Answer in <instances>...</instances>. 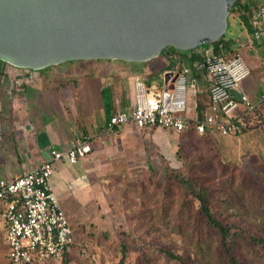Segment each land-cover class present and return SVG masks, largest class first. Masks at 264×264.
I'll return each instance as SVG.
<instances>
[{
  "label": "rangeland",
  "instance_id": "obj_1",
  "mask_svg": "<svg viewBox=\"0 0 264 264\" xmlns=\"http://www.w3.org/2000/svg\"><path fill=\"white\" fill-rule=\"evenodd\" d=\"M234 13L227 36L238 33ZM256 21L264 25L258 11ZM119 61L122 66L129 62ZM129 63L134 72L141 65ZM157 69L147 82L151 78L162 84L164 76ZM2 73L9 84L16 81L8 71ZM244 123L243 132L229 135L218 130L200 135L193 127L143 129L135 143L127 144L126 161L110 179L99 219L87 222L65 256L45 264H181L165 250L185 256L187 264H231L219 249L218 233L200 211V201L181 177L206 187L218 219L264 237V105L244 115ZM8 250L0 219V264H10ZM237 255L244 264H264L254 244L245 243Z\"/></svg>",
  "mask_w": 264,
  "mask_h": 264
},
{
  "label": "crops",
  "instance_id": "obj_2",
  "mask_svg": "<svg viewBox=\"0 0 264 264\" xmlns=\"http://www.w3.org/2000/svg\"><path fill=\"white\" fill-rule=\"evenodd\" d=\"M262 4L264 0H254L252 19H256ZM234 15L238 18V33L226 35L229 43L222 51L244 56L251 74L234 94L246 93L256 101L264 92V25H259L262 33L256 38L239 12ZM252 27L255 30L257 26ZM213 48L214 45L190 50L165 48L159 56L141 62L137 72L133 71V63H129L132 61L120 65L119 60L127 61L124 59L70 60L67 65L62 63L60 70L56 64L40 73H33L34 69L15 71L12 65L1 64V71L16 76L13 78L16 81L9 84L10 78L0 74V179L23 174L50 160L52 149L66 150L83 135L90 136L92 152L76 163L66 159L55 161L51 178L76 241L88 228L87 222L92 224L101 216L109 198L110 179L126 161L127 144L135 143L143 131L133 121L115 130L105 129L111 114L133 108L136 76L146 78L158 68L164 76L162 84L152 82L151 78L148 83L164 87L169 71L182 64L190 66L196 87L192 88L187 114L199 117L201 109L205 114L210 111L212 81L201 64ZM153 128L160 127H147Z\"/></svg>",
  "mask_w": 264,
  "mask_h": 264
},
{
  "label": "built area",
  "instance_id": "obj_3",
  "mask_svg": "<svg viewBox=\"0 0 264 264\" xmlns=\"http://www.w3.org/2000/svg\"><path fill=\"white\" fill-rule=\"evenodd\" d=\"M258 13L264 23V4L259 6ZM255 24L254 36L259 38L262 29L256 20ZM219 47L226 49L223 43ZM201 65L212 81L210 111L202 118L187 114L196 79L192 78V68L182 64L171 70L173 75L164 87L150 85L144 77L136 76L133 108L111 114L105 129L115 130L133 121L141 129L157 126L184 131L193 127L199 134L214 130L224 135L240 132L241 115L264 103V92L256 101L246 93L234 94L251 74L244 56L239 52L217 53L212 49ZM92 150L90 136L83 135L66 150L52 149L50 160L13 178L0 179V219L5 227L10 264H45L61 259L71 247L75 241L74 231L51 185L54 163L64 159L76 163Z\"/></svg>",
  "mask_w": 264,
  "mask_h": 264
},
{
  "label": "water",
  "instance_id": "obj_4",
  "mask_svg": "<svg viewBox=\"0 0 264 264\" xmlns=\"http://www.w3.org/2000/svg\"><path fill=\"white\" fill-rule=\"evenodd\" d=\"M235 1L0 0V59L34 70L70 60L145 62L168 46L219 40Z\"/></svg>",
  "mask_w": 264,
  "mask_h": 264
},
{
  "label": "trees",
  "instance_id": "obj_5",
  "mask_svg": "<svg viewBox=\"0 0 264 264\" xmlns=\"http://www.w3.org/2000/svg\"><path fill=\"white\" fill-rule=\"evenodd\" d=\"M254 7H255L254 0H236L231 9V12H235V13L239 12L240 18L242 19L244 24L247 26V28L251 32L256 31V29L254 30L252 27V25L254 27L256 26L255 24L256 19H252ZM221 43H223L226 46V48L228 47L229 40L226 39V33L219 40L213 43H206L204 45H214L213 50L219 53V52H222V49L219 47ZM166 48L175 49L173 46H168ZM0 62L10 64L1 59H0ZM0 72H1V69H0ZM262 105H264V103L261 104L260 106ZM252 112H249V113H252ZM204 114H205L204 109H201L199 117L202 118ZM246 114L248 113H245L241 115L240 117V121L242 123V130L238 133H241L245 130L246 126L244 123V115ZM208 132L210 131H207L206 133ZM200 135H203V134H200ZM181 180H183L187 184L191 193H193L194 196L200 201V211L202 215L208 220L211 227H213L218 233L219 249L228 258L231 264H244L239 259L237 252L240 251L241 248H243L245 243L247 244L248 247H249V244L256 245V248L260 249L261 253H263L264 255V237L249 233V231L241 225L233 224V223H224L222 220L218 219L215 212L212 210V208L210 207L208 203V198H207L208 190L206 189V187L197 186V184L193 181V179L189 177H181ZM73 244L74 242L72 243V245ZM70 249L71 247L65 252L63 256H65L70 251ZM165 252L170 258L179 260L181 264H187L185 256L178 254V253H174L170 250H165Z\"/></svg>",
  "mask_w": 264,
  "mask_h": 264
}]
</instances>
